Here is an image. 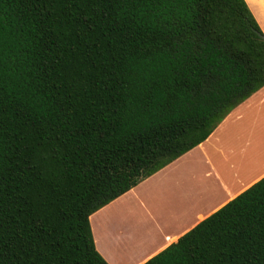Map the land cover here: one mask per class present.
<instances>
[{
    "label": "trees",
    "instance_id": "obj_1",
    "mask_svg": "<svg viewBox=\"0 0 264 264\" xmlns=\"http://www.w3.org/2000/svg\"><path fill=\"white\" fill-rule=\"evenodd\" d=\"M246 0H0V264H110L90 217L264 87ZM143 264H264V177Z\"/></svg>",
    "mask_w": 264,
    "mask_h": 264
},
{
    "label": "crops",
    "instance_id": "obj_2",
    "mask_svg": "<svg viewBox=\"0 0 264 264\" xmlns=\"http://www.w3.org/2000/svg\"><path fill=\"white\" fill-rule=\"evenodd\" d=\"M246 1L264 32V0ZM261 128L264 87L206 141L91 215L100 253L110 264H143L264 177Z\"/></svg>",
    "mask_w": 264,
    "mask_h": 264
},
{
    "label": "rangeland",
    "instance_id": "obj_3",
    "mask_svg": "<svg viewBox=\"0 0 264 264\" xmlns=\"http://www.w3.org/2000/svg\"><path fill=\"white\" fill-rule=\"evenodd\" d=\"M259 131H260V132H259V137L261 138V142L264 143V129L261 128V129H259ZM250 150H251V148H250ZM252 152H253V150L250 151V154H248L247 157H249V155H252ZM263 163H264V162L261 163V166L263 165ZM256 169H257V168H256ZM114 251H115V250H114ZM115 252H116V251H115ZM114 255H115V254H114ZM115 256H116V255H115ZM116 257H117V256H116Z\"/></svg>",
    "mask_w": 264,
    "mask_h": 264
},
{
    "label": "snow or ice",
    "instance_id": "obj_4",
    "mask_svg": "<svg viewBox=\"0 0 264 264\" xmlns=\"http://www.w3.org/2000/svg\"><path fill=\"white\" fill-rule=\"evenodd\" d=\"M261 40L264 41V36H261Z\"/></svg>",
    "mask_w": 264,
    "mask_h": 264
},
{
    "label": "water",
    "instance_id": "obj_5",
    "mask_svg": "<svg viewBox=\"0 0 264 264\" xmlns=\"http://www.w3.org/2000/svg\"><path fill=\"white\" fill-rule=\"evenodd\" d=\"M264 36V35H263Z\"/></svg>",
    "mask_w": 264,
    "mask_h": 264
}]
</instances>
